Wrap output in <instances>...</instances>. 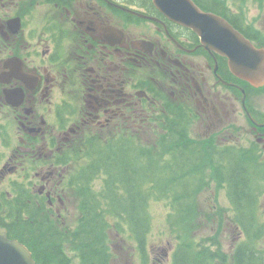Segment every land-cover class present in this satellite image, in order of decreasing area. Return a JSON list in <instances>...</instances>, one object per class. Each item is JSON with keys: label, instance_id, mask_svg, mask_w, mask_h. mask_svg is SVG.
<instances>
[{"label": "flooded vegetation", "instance_id": "af4514ba", "mask_svg": "<svg viewBox=\"0 0 264 264\" xmlns=\"http://www.w3.org/2000/svg\"><path fill=\"white\" fill-rule=\"evenodd\" d=\"M249 3L215 0L210 10L264 53V10L251 15ZM108 151L125 152L144 197L152 191L146 181L152 172L161 177V193H178L174 178L191 176L179 189L191 202L210 174L215 187L200 204L206 200L212 209L228 189L224 214H235L227 222L236 231L225 253L231 256L246 237L240 208L260 213L264 202V82L238 75L227 55L205 47L154 0H0V225L18 221L14 205L22 207L26 191L36 208H48L73 231L78 199L85 203L88 191L106 182L103 170L90 174L89 168L109 158ZM249 161L262 167L249 168L252 181ZM238 166L259 189L252 202L230 192ZM112 216L111 231L131 243L122 256L107 235L112 264L159 262L149 257L147 238L142 243L125 233L131 225L125 214ZM209 219L220 222L199 218ZM203 238L223 242L219 233ZM208 246L220 254L215 243ZM71 252L66 248V256Z\"/></svg>", "mask_w": 264, "mask_h": 264}, {"label": "trees", "instance_id": "16d2710c", "mask_svg": "<svg viewBox=\"0 0 264 264\" xmlns=\"http://www.w3.org/2000/svg\"><path fill=\"white\" fill-rule=\"evenodd\" d=\"M195 1L203 9L210 10L211 3L215 0ZM233 1L247 3L251 0ZM255 1L264 3V0ZM103 154H108L109 158L102 156L98 163L89 168V173L103 170L108 175L106 182L102 190L88 191L86 202H81L80 217L74 220L73 231L68 230L66 225L55 222L48 209L45 208L48 210L47 213L38 210L32 202L31 192L24 191L22 194V207H17V213L26 212L28 219L21 221V217H18L17 222L20 223L7 225V228L11 238L21 240L29 247L37 264H68L73 258L66 256V247L75 249L77 254V260L73 262L75 264H112L115 253L107 235L113 229L111 218L113 214H125L131 221V225H125L129 232L135 233L137 240L142 243L146 238L148 240L153 223L152 218L147 215V204L151 201L150 197L152 199L159 197L154 193L156 192L154 190H160L156 187V181L152 184L153 190L145 197L143 194L141 196L135 188L137 187V182H134L135 174L131 173L134 168L125 152L108 151ZM152 165L159 172V167L153 162ZM241 169L238 166L234 170L230 192L235 196V200L237 196L243 198L244 203L252 202L253 197L260 195L259 189L253 188L252 183L242 176ZM175 190L180 191L178 185L175 186ZM159 195L166 200L169 199L171 207L168 212V230L175 236L173 264H264V245L261 240L264 225L263 222H259L261 214L257 208L249 206L247 209L240 208L242 214L240 213L238 222L245 229L246 237L239 243L232 257L221 256V253L215 252L217 249H211L205 242H196L186 231L188 224H183L181 218L195 215L191 210L192 202L184 200L190 194L159 193ZM139 205L144 209L145 219L136 212ZM243 210H247L246 213ZM248 215L249 217H246ZM122 228L124 229V225ZM70 235L73 237L72 240H69Z\"/></svg>", "mask_w": 264, "mask_h": 264}, {"label": "rangeland", "instance_id": "374dc122", "mask_svg": "<svg viewBox=\"0 0 264 264\" xmlns=\"http://www.w3.org/2000/svg\"><path fill=\"white\" fill-rule=\"evenodd\" d=\"M250 6H251V15L252 13H256V12H260L264 10V3H258L255 0H251L250 1ZM180 151H175L172 152L173 154V159H176V156L179 154ZM167 154H171V153H167ZM80 162L77 163V165H79ZM250 167H258L259 169H262V167L260 165H258L256 162L254 161H249L247 162V168H248V178L251 180L252 178V172L249 170ZM139 173L143 174L145 172V168L140 167L139 168ZM147 174V173H145ZM151 176L147 177V183L153 184L154 181H156V178H158V173L152 172V174H150ZM155 176V177H152ZM146 177V176H145ZM144 177V178H145ZM152 177V178H151ZM161 178V177H159ZM233 178V177H232ZM214 178H212L210 176V174L204 178V183L203 186L195 193V199L192 202V206H191V210L194 211V217H189L188 218V227L186 229V231L190 234V237L194 240H201L204 241L205 243H211L212 245L215 243L219 249H220V255H227L225 254L227 251H231V244L233 243L232 240V233L236 232L233 231L234 229H232L229 224H228V219H234L235 218V214L230 212L229 213V217L225 216L224 214V210H226L230 204L226 203L228 202V197L229 195V190L228 194H224L223 191L221 190V195H218L219 199H216V201L214 202L215 204H218L219 207L216 209H212L209 206V202L205 200V204L204 206H202L200 204V200L202 198L207 199L208 197H210L212 195V189L213 187H215V182H214ZM192 181V177L189 175H182L179 174L176 177V181H175V186L178 185V188L180 189L182 186H186L189 184V182ZM100 182V181H99ZM98 182V183H99ZM258 183V182H257ZM153 190V189H151ZM159 197L158 198H153L150 197L149 199L151 200L149 204V210H150V217L152 218V223H153V229L151 231V235L148 238V246H149V257L151 259L155 258L157 261V257L159 258V262L155 263L153 261H151L149 264H173V260L172 258V246L171 244L175 243V236L173 234H171L168 230V212L170 210V206L168 205L169 202L166 201L165 198H162L159 193L160 190H154ZM150 193V192H149ZM148 193V194H149ZM147 194V195H148ZM176 194H182L180 191ZM186 193H183L182 195H184ZM77 195L80 197L79 192H77ZM78 209L76 211V218L80 216V212L81 211V201L78 199ZM17 207L14 205V209L15 212L17 213ZM260 208V214H261V218L263 220V225H264V202L261 204ZM42 210V212L47 213L48 208L45 209V207H38V210ZM247 209V208H245ZM143 207L141 205H139L136 208V212L139 213L140 215H142L143 217ZM247 210H243V212L246 213ZM21 212V211H20ZM24 213L25 218L28 219V214L26 212H21ZM51 213V212H50ZM52 215V213H51ZM212 217H218L220 219L219 223H215L212 224L211 220H207V221H200L199 218H207L208 216ZM18 217H21L20 213H18ZM246 217H249L246 216ZM53 219H55L52 216ZM75 218V219H76ZM145 219V218H144ZM187 217H182L181 221H183V224H185ZM20 222H17V224H19ZM72 225H75V222L72 223ZM187 225V224H186ZM111 233V237H112V247L113 249L116 251H119L121 253L122 256H126L129 251H130V242L126 241V240H122V238L120 236L117 235V232L115 230L110 231ZM126 234H129V230L127 229V231L125 232ZM220 235V238L223 240V242H213L211 240L208 239H204L203 237H207V236H211V235H215L218 234ZM262 244L264 245V234L262 236ZM68 248V247H66ZM112 249V250H113ZM114 252V251H113ZM168 255H165V254ZM193 255V254H191ZM69 258H73L71 259V262H69L68 264H75L73 262H75L77 260V254L75 252H71L70 256H68ZM229 257H232L229 256ZM117 259L119 260V257H117ZM171 259V260H170ZM139 257L136 256L135 257V261L139 262Z\"/></svg>", "mask_w": 264, "mask_h": 264}, {"label": "water", "instance_id": "95a60500", "mask_svg": "<svg viewBox=\"0 0 264 264\" xmlns=\"http://www.w3.org/2000/svg\"><path fill=\"white\" fill-rule=\"evenodd\" d=\"M170 18L193 28L207 48L226 54L238 75L254 82L264 81V53L227 19L203 10L194 0H154ZM0 264H37L32 251L0 225Z\"/></svg>", "mask_w": 264, "mask_h": 264}, {"label": "bare ground", "instance_id": "6f19581e", "mask_svg": "<svg viewBox=\"0 0 264 264\" xmlns=\"http://www.w3.org/2000/svg\"><path fill=\"white\" fill-rule=\"evenodd\" d=\"M90 199H91V198H90ZM90 199H89V200H90Z\"/></svg>", "mask_w": 264, "mask_h": 264}]
</instances>
